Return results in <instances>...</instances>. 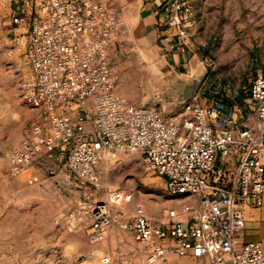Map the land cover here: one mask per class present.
<instances>
[{"label": "built area", "instance_id": "built-area-1", "mask_svg": "<svg viewBox=\"0 0 264 264\" xmlns=\"http://www.w3.org/2000/svg\"><path fill=\"white\" fill-rule=\"evenodd\" d=\"M191 12L189 0L157 9L167 51L190 49ZM116 18L113 0H42L37 12L12 18L27 38L31 78L23 98L42 116L15 148L9 175L37 169L53 176L63 168L92 181L108 151L127 148L173 194L189 199L157 226L141 213L132 218L134 241L173 243L149 249L142 264H161L170 253L210 264H264L261 243L237 241L247 208L263 203L264 76L254 80L245 112L221 99L201 104L199 91L180 113L127 105L115 94L107 63ZM28 182L42 179L33 173ZM121 200L116 193L90 212L94 241L104 238L114 222L110 205Z\"/></svg>", "mask_w": 264, "mask_h": 264}, {"label": "rangeland", "instance_id": "rangeland-1", "mask_svg": "<svg viewBox=\"0 0 264 264\" xmlns=\"http://www.w3.org/2000/svg\"><path fill=\"white\" fill-rule=\"evenodd\" d=\"M190 49L196 55V75L174 79L157 56L140 49L121 25L109 43V64L115 94L125 104L180 113L184 88L197 80L199 102L221 99L232 104L249 100L254 80L264 76V0H189ZM20 0H0V264H142L149 249L171 241L148 244L134 241L132 218L141 213L152 226L162 224L167 212L189 199L173 194L167 180L145 169L141 154L113 148L96 169L92 181L59 168L53 176L44 170L9 175L13 152L41 112L26 104L23 82L31 78L25 51V30L12 24ZM116 37L120 45H115ZM117 42V44H118ZM116 57H112V53ZM200 69V70H199ZM33 173L42 182L29 184ZM114 218L101 240H93L90 212L111 202ZM161 264H210L170 253Z\"/></svg>", "mask_w": 264, "mask_h": 264}, {"label": "crops", "instance_id": "crops-1", "mask_svg": "<svg viewBox=\"0 0 264 264\" xmlns=\"http://www.w3.org/2000/svg\"><path fill=\"white\" fill-rule=\"evenodd\" d=\"M167 0H113V4L118 10V20L121 25L126 26L140 49L150 51L152 57L157 56L159 63L166 67V72L171 73L174 79L183 80V77L196 75V66L198 65L196 55L193 50H179L169 52L165 48V42L162 43L164 31L158 25L157 9ZM245 2V0H244ZM20 6L17 8L18 14H33L38 11L42 5V0H20ZM232 4L236 3L232 0ZM120 40L116 37L115 45H120ZM118 42V44H117ZM116 53H112V57ZM204 69L200 75H204ZM200 70V69H199ZM197 74L195 81L201 77ZM248 100L245 104H235L241 107L245 112ZM238 246L246 243H261L264 250V195L263 203L260 207H249L245 211V224L243 231L238 236Z\"/></svg>", "mask_w": 264, "mask_h": 264}, {"label": "water", "instance_id": "water-1", "mask_svg": "<svg viewBox=\"0 0 264 264\" xmlns=\"http://www.w3.org/2000/svg\"><path fill=\"white\" fill-rule=\"evenodd\" d=\"M196 90H197V81H193V84L191 86L186 85L184 88L185 100H188L191 97H193L196 93Z\"/></svg>", "mask_w": 264, "mask_h": 264}]
</instances>
